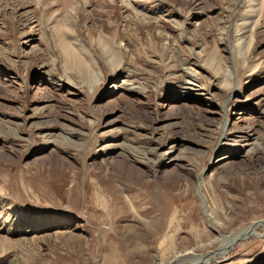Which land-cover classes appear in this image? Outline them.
<instances>
[{"label": "rangeland", "instance_id": "rangeland-1", "mask_svg": "<svg viewBox=\"0 0 264 264\" xmlns=\"http://www.w3.org/2000/svg\"><path fill=\"white\" fill-rule=\"evenodd\" d=\"M262 145L264 0H0V264H264Z\"/></svg>", "mask_w": 264, "mask_h": 264}, {"label": "bare ground", "instance_id": "bare-ground-1", "mask_svg": "<svg viewBox=\"0 0 264 264\" xmlns=\"http://www.w3.org/2000/svg\"><path fill=\"white\" fill-rule=\"evenodd\" d=\"M37 1H39V0H37ZM120 65V64H119ZM118 65V66H119ZM188 83V82H187ZM228 131V129H226V123H224V125H223V134L225 135L226 134V132ZM144 149H146V153H153V152H155V150H154V148H144ZM262 150L263 152H264V145H262L261 147H258L256 150H255V153H257L259 150ZM138 153H139V151H138ZM130 157H131V155H130ZM254 158V157H253ZM263 158H264V153L262 154V155H260V156H257V158H255V159H257L258 160V162H262V160H263ZM251 159H249V161H250ZM154 160L153 159H151V158H147V162H153ZM245 161V160H244ZM252 161V160H251ZM254 161V160H253ZM151 165V164H150ZM248 165V164H247ZM109 191V190H108ZM119 196V195H118ZM114 199V198H113ZM120 199V198H119ZM117 202V201H116ZM119 202H120V200H119ZM113 203H114V201H113ZM119 204V203H118ZM95 205V204H94ZM113 205V204H112ZM116 207H117V205H116ZM97 208V207H96ZM101 214V213H100ZM254 224V223H253ZM262 226H264V221H263V223H257V224H255V225H253V226H249V227H246V228H243V229H241L239 232H237V233H235V234H233L232 236H230V237H226V239L225 240H227L228 241V245H231L232 243H234V241L236 240V238H238L239 236H241V235H250V234H254L255 233V231L258 229V228H260V227H262ZM223 247V249H218V250H220L221 251V253H222V255L224 256V254H226V250H227V247H224V246H222ZM219 251V252H220ZM218 252V253H219ZM194 252L192 251V250H189V251H186L185 253H182V254H180V255H177L176 256V261H180L181 260V258H187L188 256H192L193 257V254ZM215 253V252H214ZM212 253H210V255H207V254H205V255H201V256H195L196 258H191V261L188 263V264H208L213 258H214V256L213 255H211ZM190 257H188V258H190ZM187 260V259H186ZM182 264H187V262H184V263H182Z\"/></svg>", "mask_w": 264, "mask_h": 264}]
</instances>
